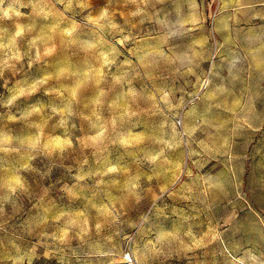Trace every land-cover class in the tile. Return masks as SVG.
I'll use <instances>...</instances> for the list:
<instances>
[{
  "label": "clouds",
  "instance_id": "obj_1",
  "mask_svg": "<svg viewBox=\"0 0 264 264\" xmlns=\"http://www.w3.org/2000/svg\"><path fill=\"white\" fill-rule=\"evenodd\" d=\"M260 140L264 0H0V264H264Z\"/></svg>",
  "mask_w": 264,
  "mask_h": 264
},
{
  "label": "rangeland",
  "instance_id": "obj_2",
  "mask_svg": "<svg viewBox=\"0 0 264 264\" xmlns=\"http://www.w3.org/2000/svg\"><path fill=\"white\" fill-rule=\"evenodd\" d=\"M255 148L261 149L262 156H264V140H260L259 143L254 145V149ZM253 154H254V151H253ZM257 160H259L261 163H264V159H262L261 157H256V160L251 161V165L254 166L256 164ZM245 190L248 192V198H249L250 202L253 204L254 207L258 208L261 205H264V194H261V193L255 191L254 189H250L247 186V183H246V189ZM250 218H251V214L250 213L248 214L247 217L242 215L241 223L246 225L248 219H250Z\"/></svg>",
  "mask_w": 264,
  "mask_h": 264
}]
</instances>
